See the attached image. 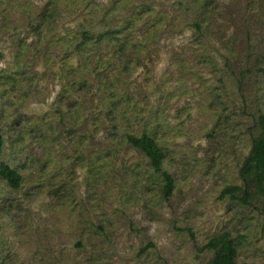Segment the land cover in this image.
Instances as JSON below:
<instances>
[{"label": "rangeland", "instance_id": "obj_1", "mask_svg": "<svg viewBox=\"0 0 264 264\" xmlns=\"http://www.w3.org/2000/svg\"><path fill=\"white\" fill-rule=\"evenodd\" d=\"M262 112L264 0H0V264H264V198L222 197Z\"/></svg>", "mask_w": 264, "mask_h": 264}, {"label": "trees", "instance_id": "obj_2", "mask_svg": "<svg viewBox=\"0 0 264 264\" xmlns=\"http://www.w3.org/2000/svg\"><path fill=\"white\" fill-rule=\"evenodd\" d=\"M112 34L113 38H118V31L114 30ZM84 35L87 37L89 33L84 31ZM101 37L105 39L104 34L100 35L97 44L102 41ZM83 44L88 43L84 42ZM256 125L259 134L253 138L252 148L240 171L244 185L228 186L222 192V197L229 195L232 199H238L240 195H243L244 204L253 196L249 190H253L254 194L264 198V112L259 115ZM126 138L130 146L142 152L149 159L154 173L161 177L163 196L166 199L171 198L175 191V180L171 174L163 169L165 155L156 140L147 133L142 136L128 135ZM3 146L4 138L0 131V153ZM0 177L12 189L21 187L22 176L6 163L0 165ZM206 248L214 251V256L208 264H238V244L229 235L224 234L213 238L206 245Z\"/></svg>", "mask_w": 264, "mask_h": 264}]
</instances>
